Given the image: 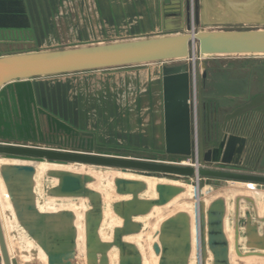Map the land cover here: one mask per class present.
I'll use <instances>...</instances> for the list:
<instances>
[{"label":"rangeland","instance_id":"1","mask_svg":"<svg viewBox=\"0 0 264 264\" xmlns=\"http://www.w3.org/2000/svg\"><path fill=\"white\" fill-rule=\"evenodd\" d=\"M207 1L209 2L210 0ZM199 6L200 15H206V17L210 18H215L219 15L222 16L224 11L213 2L204 4L200 1ZM193 57L195 58L194 60L197 59L195 53H192L191 59L157 63V65L160 66L181 64L191 61L194 63L193 79H191L190 83L189 96V103L192 109V128H194V126L195 128L197 127V135L200 126H202L201 128L204 135L208 133L207 131L211 134L210 131L212 132V130L213 135L215 134L218 137L224 132L244 134L248 138V143L244 154V161L241 166H219L225 169H240L264 173V150L257 163L264 142V56H216L202 60L200 65H197L196 61L192 60ZM202 71L206 72V77L202 79V83L200 84L201 99L204 103V110L202 116H200L198 102L199 81L197 72L201 73ZM36 106L42 109L37 103ZM26 113H28L27 107ZM38 118L40 130L43 134L56 132L55 125L47 119L46 115L38 113ZM201 121L202 124H200ZM28 124L29 129L33 128L35 130L36 126L34 125L33 119L29 118V115ZM103 126V124L100 125L101 130L99 131L101 136L105 138V144L103 145L95 143L96 132H92L91 129L90 132L88 131L89 133L82 132L76 128L74 129L78 131V138L90 137L93 139V148L89 149L90 152L93 153L181 163L192 166L196 164V162L190 158L168 155L164 152L163 147L152 149L121 147V145H130L127 143V138L125 139L122 136L118 137L117 135L114 136V134L111 135L110 131L106 129V126ZM196 130L194 131L195 133ZM60 132L64 133L62 130ZM194 132L192 133L193 139H195ZM30 134L32 135L31 130ZM57 137L58 135L49 136L48 139L50 141L10 137L0 138V142L28 146L35 145L55 149L80 150L75 146H64L61 143H57V141H59ZM86 146L83 148L85 152L87 151ZM41 163L48 164L46 162H20L8 160L0 154V180L4 186L6 202L8 204L5 216L6 219H8L7 217H12L16 222V226L10 232V240L12 246L15 248L13 259L16 260L18 264L79 263L76 257L77 232L74 225L75 216L72 211L64 207L76 202H81L84 206L83 209H85V264H110L111 259L109 255L112 249L116 251V259L112 260V264H144L143 261L145 257L146 260H148V264H152L154 256L157 257V264L161 262L165 264H214V260L207 245L206 212L210 202L216 198H223L225 201V213L223 217L225 239L228 241L224 226L234 232L238 231L237 238L240 241L238 249L241 253L246 251H259L264 254V249L259 250L253 245L255 239H264L262 236V233L264 234V196H249L250 199L249 197H245L247 195L244 196L245 192L241 191V188L246 183L212 179L209 184L205 183L201 185V180L197 177L188 178L156 173L150 176L158 182L154 188L156 195L148 199L144 195L147 189V185L144 181L122 177V174H129L132 172L116 168L97 167L93 170L96 173L113 171L114 173L111 174L115 175L116 172H120V175H115L114 179L111 181L112 192L120 197V199L108 200L107 203H105L101 189L104 188L106 184L105 180L108 179V177L105 179L101 178V176H93L83 168L68 169L66 165L62 164H50L55 167H44L39 169L36 164ZM25 165L31 166L32 169H26L24 167ZM208 166L211 168L217 167L216 164L207 165L206 167ZM27 174H30L31 178L25 179L24 175ZM68 176L77 177L80 181L78 190L72 194H66L60 191L63 187V180ZM127 180L139 181V183L143 185H134L124 182ZM158 184H165L172 188V195H170L169 200L163 205L154 204L150 206L147 213L135 214L134 210L145 209L147 207L144 201L159 200V193L156 191V186ZM183 185H189V187H183ZM226 188L233 190V192L227 197L214 196V190ZM136 189H139V191L137 196H134L131 191ZM16 190H18V192H16ZM173 192L175 193L173 194ZM198 196L201 197L200 202L203 200L205 203L206 200V205L200 203L199 206L200 224L198 226L200 228V242L197 248L196 245H193V219L189 212L193 211V214L197 215L196 203H198ZM134 198L138 199L139 202H135ZM48 202L55 203L58 206L60 205L59 207H64L65 209L60 208L61 210L57 211H51L50 209H46L47 211L39 210L38 205L41 206ZM184 202L190 204L192 207L184 206ZM30 204L36 209L37 213L28 211L27 206ZM261 206L262 209H260ZM154 207H160V209H158V213L156 212L157 214L154 212L156 214H154L155 217L150 219L148 215L152 212ZM105 208L111 210L112 213L121 220L119 225L112 227V237L110 241H102L99 234L100 229H102L101 227L104 226L101 222ZM97 209L100 210L99 213L96 212ZM115 210H117V212ZM186 210H189V212ZM64 211H70L72 213V220L68 223L65 217L60 214ZM245 212H249L250 226L255 225L258 233L253 234L250 231V228L247 226ZM178 215L180 220L183 219V221H187L188 226L184 227L179 236L172 233L169 235L162 233L161 228L163 222L168 218ZM201 215L203 220L201 219ZM36 220L42 221V223L40 222L39 226H35L34 223ZM91 222L96 224L91 225ZM153 227H157L154 232L152 229ZM30 229H37L38 236L33 237L30 235ZM248 231H250L249 234H247ZM67 234H69L70 239L74 240V243L70 244L67 242ZM137 236L139 239H143L141 245L139 242L135 241V243H133L125 239L126 237L131 238ZM185 239L190 242V250L187 255L182 251ZM235 240L234 233V241ZM151 242L152 245L149 249ZM248 242H250V244ZM165 244L166 246L168 245L178 250L174 251L169 249L167 252H163L162 248ZM143 249L145 251L147 249L148 251L145 252ZM151 249L153 254L150 251ZM9 250L11 251L12 249L10 248ZM140 250L144 252L142 253ZM51 253L54 256L50 257L49 254ZM42 255L45 256V260ZM235 255L240 257L236 253Z\"/></svg>","mask_w":264,"mask_h":264},{"label":"water","instance_id":"2","mask_svg":"<svg viewBox=\"0 0 264 264\" xmlns=\"http://www.w3.org/2000/svg\"><path fill=\"white\" fill-rule=\"evenodd\" d=\"M238 1V0H231ZM199 0H162L163 34L125 40H114L65 47L49 50H33L12 52L0 55V138L14 137L47 140L51 135L66 136L71 140L77 139L78 144L72 146L80 150H65L35 145H21L0 142V154L8 160L20 162L36 161L48 164H84L95 167L116 168L130 171L136 175L150 177L152 174L176 175L182 177H197L200 184H209L212 179L236 181L255 184L258 188L264 187V173L245 171L240 169H214L206 167L212 164H221L239 167L244 161L248 140L245 136L224 133L216 145L207 146L211 134L205 135L202 126L198 133V140L191 139L192 128L191 106L189 103L190 83L193 77V62L162 66V95L165 145L164 152L170 156H179L198 161L199 166L188 164L162 162L150 159L105 155L90 152L93 148L92 138H78V131L63 121L37 108L31 80L42 77H52L71 73L111 69L151 63H165L168 61H182L196 55L197 65L202 60L216 56H264V2L257 11L258 18L238 19L235 17L218 16L215 18L200 15ZM198 102L199 114L202 116L204 103L201 99L200 84L206 77V72H198ZM26 107L28 113H26ZM38 113L47 116L55 125L56 132L43 134L40 130ZM28 115L33 119L35 130L28 127ZM202 124V121L201 123ZM30 130L32 135L30 134ZM64 131V133L60 131ZM77 136V137H76ZM91 140L92 144L89 146ZM98 144V142H97ZM87 145V146H86ZM87 151H83L84 147ZM264 150L261 147L257 163ZM26 169H32L25 165ZM4 175V174H3ZM24 178H31L30 174ZM134 185H143L139 181H124ZM79 179L68 176L63 180L62 193L72 194L78 190ZM171 187L158 184L156 191L159 200H147L145 209L134 210L135 214H144L154 204H165L171 193ZM20 190V189H19ZM139 189L131 191L137 196ZM18 192V190H16ZM175 192H173L174 194ZM135 202H139L134 198ZM16 202V201H15ZM28 211L37 213L32 204ZM117 212V210H115ZM97 213L100 210L97 209ZM225 201L216 198L210 202L207 215V245L211 252L214 264H230L228 241L223 231V217ZM67 223L72 220L70 211L61 212ZM247 226L253 234L258 233L255 225L250 226V214L245 212ZM183 217V216H182ZM186 217V216H185ZM187 218V217H186ZM201 219L203 217L201 215ZM42 221H35L39 226ZM32 223V222H31ZM91 225L96 223L91 222ZM136 225V224H135ZM187 221L180 220L179 215L166 219L161 231L169 235H180ZM247 232V234L250 233ZM30 235L38 236L37 229H30ZM235 252L241 256L237 246L238 231L235 232ZM67 242L74 243L67 234ZM72 236V235H70ZM264 237V234L262 233ZM250 244V242H248ZM255 248L264 249V239L253 241ZM168 246V245H167ZM163 246V252L173 247ZM190 250V242L185 239L182 251L185 255ZM157 251V249H156ZM250 254H261L250 253ZM0 255L3 264H18L10 258L6 236L0 216ZM50 257L54 256L52 253ZM160 264H165L161 262Z\"/></svg>","mask_w":264,"mask_h":264},{"label":"crops","instance_id":"3","mask_svg":"<svg viewBox=\"0 0 264 264\" xmlns=\"http://www.w3.org/2000/svg\"><path fill=\"white\" fill-rule=\"evenodd\" d=\"M200 1L213 2L224 10L222 16L238 19L258 18L256 13L264 2ZM163 33L162 0H0V55ZM162 66L151 63L35 78L31 85L39 107L70 127L96 132L98 145L105 144L99 132L103 124L111 135L127 138L130 145L121 147L164 149ZM210 133L207 146L216 145L226 132L220 137L213 135V130ZM58 139L57 143L64 146L79 142L62 135ZM194 140H198V135ZM87 141L90 146L91 140ZM197 200L199 213V196ZM261 259L264 264V255ZM77 260L85 261V257L79 256Z\"/></svg>","mask_w":264,"mask_h":264},{"label":"bare ground","instance_id":"4","mask_svg":"<svg viewBox=\"0 0 264 264\" xmlns=\"http://www.w3.org/2000/svg\"><path fill=\"white\" fill-rule=\"evenodd\" d=\"M193 59H194V57H193ZM193 66H194V63H193ZM193 85H194V83H193ZM194 94H195V92H194ZM195 107H196V104H195ZM195 110H196V108H195ZM203 110H204V108L202 107V112H203ZM195 115H196V112H195ZM193 129L195 131L197 129V127L195 128V126H194ZM197 130H196V133L194 132L195 136H197V132H198ZM194 161L196 162L194 167H198L199 166L198 161H196V160H194ZM36 166L39 169H42L44 167H46V168H54L55 167L54 165L45 164V163L44 164L43 163L36 164ZM66 168H68V169H74V168L75 169H82V167L79 164H70V165H67ZM95 168H97V167L86 165L83 169L86 170L89 174H92L93 176L97 175L98 177L101 176V178H105V179L108 177V179L105 180L106 184H105L104 188L101 189L102 194H103L104 202L107 203L108 200L110 201L112 199H114V200L120 199V197H118L117 195L113 194V192H112V182H111L114 179L115 175H120V172H116L115 175L111 174V173H114L113 171H111V172L103 171V172H97L96 173V172L93 171ZM122 177H127V178H132V179H140V180L144 181L146 183V185H147L146 192L144 193L145 197H147L148 199H151V198L155 197L156 194H155L154 188H155L156 183H158L156 179H154L152 177L136 175L134 173L133 174L132 173L122 174ZM184 186L185 185H183V187ZM185 187H189V185H187ZM241 191L245 192L244 196L247 195L245 197H249V196L254 197L255 195H257L259 197L260 196L261 197L264 196V188H258V186H256L255 184H250V183L247 184L246 183L241 188ZM232 192H233V190L228 189V188L222 189V190L216 189V190H214V196L218 195V196H222V197H227ZM199 198H200V201H201V197L200 196H199ZM203 198H204V196H203ZM249 199H250V197H249ZM200 203H203L204 205H206V200H205V203H204L203 200ZM184 204H185L184 206H186V207H189V206L192 207L190 204H187L186 202H184ZM7 206H8V204L6 202V193H5V190H4V186H3V184H2V182L0 180V216H1V219H2V225H3L4 233H5V236H6V242H7V245L9 244L8 245V250L10 248L12 249L11 252L9 250L10 258L12 259V257L15 254V248H14V246H12V243H11V240H10V232L16 226V222H15V220L12 217H7L8 219H6L5 213L7 211L6 209H8ZM59 206L56 205L55 203H52V202H50V203L48 202V203L42 204L41 206L38 205L39 210H41V211H47L46 209H50L51 211H53V210L57 211V210H61L62 208L65 207L67 210H70V211H72L74 213V216H75L74 225L76 227V232H77V239H76L77 255H76V257L82 256V255L85 257V239H84V211H85V209H83L84 206L81 204V202L80 203L79 202L72 203L71 205L64 206V207H59ZM164 207H166V206H164ZM51 208H54V209H51ZM158 209H160V207L159 208L158 207H154L152 212L148 215V217L150 219H153L155 217V215L158 213L157 212ZM260 209H262V206H261ZM186 211L189 212V210H186ZM154 212L155 213L157 212V213L155 214ZM196 212H197V215L193 214V211H191L189 213H191V216H192V219H193V223H192L193 224V226H192L193 227V232L192 233H193V242H194L193 245H196L197 248H198V245H199V242H200V239H199L200 230H199V226H198L200 224V218H199V213H198L197 210H196ZM160 215H162V214H160ZM138 221H140V220H138ZM120 223H121V220L118 217H116L112 213L111 210L105 208V210L103 211V219H102V222H101V224L104 225V226L101 227L102 229H100V231H99L100 238L102 239V241H110L111 237H112L111 236L112 235V233H111L112 227H115V226L119 225ZM156 228H154V227L152 228L153 232L156 230ZM235 232L232 231V230H229V229L225 230V233H226V236H227V239H228V243H229L230 260H231L230 264H262L263 260L261 258L264 255L262 252H259L261 254L258 255V254H250L252 252L253 253L254 252L258 253V251H246V252H242L240 257H237L235 255V253H236L234 251L235 250V245H234V242H235L234 241V233ZM235 236H236V234H235ZM125 239L127 241H131L133 243H135V241L139 242L140 245L142 244V241H143V239L142 238L139 239L138 236L137 237H131V238L130 237H126ZM239 244H240V241L237 238V246H238V248H239ZM151 245H152V242L150 243L149 249L151 248ZM143 250H140V251L143 253L145 251V250L144 251ZM146 251H148V250L146 249ZM150 251L153 254L152 249ZM200 251H201V248H200ZM111 253H114V254H111ZM115 254H116V251L114 249H112L110 251L109 257L116 258ZM42 256H44V255H42ZM154 257H156V256H154ZM147 261L148 260L145 259L143 261V263L144 264H148ZM78 262H79L78 264H85V261H82V260H78ZM110 264H112V261H111ZM152 264H157V259H153Z\"/></svg>","mask_w":264,"mask_h":264},{"label":"built area","instance_id":"5","mask_svg":"<svg viewBox=\"0 0 264 264\" xmlns=\"http://www.w3.org/2000/svg\"><path fill=\"white\" fill-rule=\"evenodd\" d=\"M192 79H193V77H192ZM212 165H214V164H212ZM217 165V167H214V169H225L224 167H220L219 165H221V164H216ZM209 167V166H208ZM211 168V167H210ZM0 264H3V261H2V258H1V255H0Z\"/></svg>","mask_w":264,"mask_h":264}]
</instances>
